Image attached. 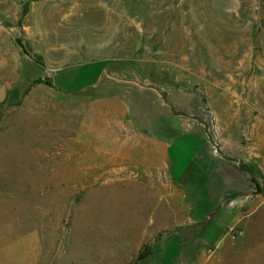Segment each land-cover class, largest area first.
Returning <instances> with one entry per match:
<instances>
[{"label": "rangeland", "instance_id": "obj_1", "mask_svg": "<svg viewBox=\"0 0 264 264\" xmlns=\"http://www.w3.org/2000/svg\"><path fill=\"white\" fill-rule=\"evenodd\" d=\"M1 86L0 264H199L193 239L153 244L166 192L117 175L119 149L166 131L203 136L264 192V0H0ZM171 158L217 235L202 155ZM261 219L250 264H264ZM231 236L211 264H245Z\"/></svg>", "mask_w": 264, "mask_h": 264}, {"label": "crops", "instance_id": "obj_2", "mask_svg": "<svg viewBox=\"0 0 264 264\" xmlns=\"http://www.w3.org/2000/svg\"><path fill=\"white\" fill-rule=\"evenodd\" d=\"M184 132L187 134L181 136L175 143L165 141L169 135L171 136L170 131H166L159 140H152L150 143L145 141L136 144L128 143L129 145L119 149L118 159L122 166L117 171L119 180L146 181L144 190L156 192L158 187L166 192L164 196L170 208L169 212L165 213L164 219L162 218L158 225H154V229H163L165 233L158 237L153 244L169 236L178 237L184 243L193 239L194 244L197 245L194 257L198 259L199 264H211L209 259L213 254H210L209 251H215L222 258L225 257L227 254L226 245L229 243L231 232L235 229H243L245 234L243 240L239 239L240 242H238V239H232V261L241 250V246H244L247 257L245 264H250L254 253L259 255L258 246L253 247L254 241L258 243L259 239L252 240L251 238L254 236L250 235L254 234V231H257L263 224L261 218L264 215V194L252 192L250 187L247 189L249 184L240 183L238 169L214 153L210 142L203 136L189 135L187 130ZM183 138L186 139L181 140ZM184 147L202 155L204 159L203 171L206 174H211L204 184L207 189L205 197L209 200L207 210L212 214L214 212L216 217L220 215L219 219L224 220V225L217 235L210 234L207 231L208 228L203 229L205 222L201 221L200 215L197 218L191 217L196 209L194 211L192 206H188L189 195L180 186L181 176L188 173L190 166L182 163L174 164L171 158L172 149H183ZM133 150L136 154L139 153V157L132 160L131 152ZM176 171L182 173L178 178L173 175ZM225 230L227 231L225 232ZM226 237L227 239L224 240ZM261 243L263 244L264 240ZM249 252H251L250 257L247 256Z\"/></svg>", "mask_w": 264, "mask_h": 264}, {"label": "built area", "instance_id": "obj_3", "mask_svg": "<svg viewBox=\"0 0 264 264\" xmlns=\"http://www.w3.org/2000/svg\"><path fill=\"white\" fill-rule=\"evenodd\" d=\"M232 239H234V240H236L237 238H241L243 235H244V232L243 231H241V230H238V229H236V230H233L232 232ZM209 253L210 254H213L214 253V251H209Z\"/></svg>", "mask_w": 264, "mask_h": 264}, {"label": "water", "instance_id": "obj_4", "mask_svg": "<svg viewBox=\"0 0 264 264\" xmlns=\"http://www.w3.org/2000/svg\"><path fill=\"white\" fill-rule=\"evenodd\" d=\"M7 98V88L6 86L0 87V104L3 103Z\"/></svg>", "mask_w": 264, "mask_h": 264}, {"label": "trees", "instance_id": "obj_5", "mask_svg": "<svg viewBox=\"0 0 264 264\" xmlns=\"http://www.w3.org/2000/svg\"><path fill=\"white\" fill-rule=\"evenodd\" d=\"M32 83H33V86H34V85H41V84H50V81L49 80H45V81H43V80H36V81H33ZM262 193L264 194V192H262ZM143 258H145V257L142 256V257H140L139 260H142Z\"/></svg>", "mask_w": 264, "mask_h": 264}]
</instances>
